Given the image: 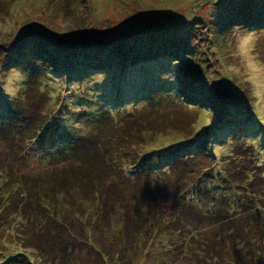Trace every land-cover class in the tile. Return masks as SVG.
<instances>
[{
    "label": "rangeland",
    "instance_id": "obj_1",
    "mask_svg": "<svg viewBox=\"0 0 264 264\" xmlns=\"http://www.w3.org/2000/svg\"><path fill=\"white\" fill-rule=\"evenodd\" d=\"M0 11V124L10 119V107L19 118L23 113L25 120L44 113L41 117L46 121L42 130L20 146L24 160L17 167L30 179L37 178V184H43L50 195L43 199L27 188L23 203L28 206L20 212L40 213L38 207L41 212H48L45 217H37L45 226L44 235L35 236L36 242L30 237L31 246L24 245L17 235L27 224L17 209H8L5 220L0 217V263L16 256L18 259L29 257L34 264H103V252L109 255V264H170L175 257L180 264H197L199 257L194 261L197 250L184 252L170 245L171 233L152 228L136 235L127 230L124 227L129 219L126 196L137 191L132 182L134 185L138 179L144 182L141 184L143 198H149L152 192L145 181L156 175L162 178L169 172L170 164L157 166L156 162L149 161V152L167 143L175 144L190 132L193 138L204 126L205 131L211 129L213 114L217 116L218 112L215 113L217 109L205 111L210 97H215L213 102L217 106L223 102L240 107L241 120L247 123L241 126L247 129L243 136L261 156L257 162L248 149L245 152L250 157L240 160L230 150V140L219 141L222 138L214 134L209 147L215 164L230 170L245 167L248 174L264 170V71L257 67L264 65V29L249 28V25L264 26V0H0ZM28 37L39 40L34 41L37 46L32 45V49L51 50L48 56L51 59L70 57L71 66L82 63L78 56H87L96 63L94 51L102 46L105 49L98 58L108 59L113 70L92 77L88 73L81 79L72 74L68 78L60 77L53 72L52 80L43 82L38 71V78L35 74L28 75L29 69L37 70L38 65L28 60L24 64L15 61L19 52L12 49ZM161 38L167 45L169 40H177L186 47L172 62L180 77H185L186 82L191 79L199 86L198 93L203 94L199 100L204 107H192L182 95H172L166 90L171 66L163 59L143 63L134 70L126 69L132 63L129 56L144 47L151 49L163 44L158 42ZM176 47L181 49L179 45ZM9 60L14 65L8 67ZM52 62V66L60 67L58 61ZM144 69L151 72V78L144 75ZM65 74L68 76V72ZM158 98L160 102L147 103ZM99 111L101 116L95 121ZM181 116L182 120H178ZM69 136H74L69 145L74 151L60 152ZM96 140L107 146L106 162L110 156L117 158L111 167L135 164L140 157L135 151L145 155L135 172L128 175L130 182L123 185L116 178L115 183L108 184L112 188L102 193L100 203L98 195L89 200L54 195L51 184L43 183L44 178L56 175L62 166L98 154ZM121 155L125 156L123 161ZM145 161L153 163L152 170ZM219 171L213 169L212 173ZM25 188L21 187L24 191ZM242 188L235 201L238 202L239 196L246 199L241 203L246 208L251 206L246 213L253 212L255 206L264 212V193L247 199L242 195L245 192ZM109 191L116 199L108 197ZM131 218L141 220L134 214ZM182 234L185 235L184 231L177 230L172 235ZM206 238L212 239L211 234ZM194 239L204 241L203 237ZM23 240L28 242L27 238ZM168 247L177 252L170 251L167 257L164 250Z\"/></svg>",
    "mask_w": 264,
    "mask_h": 264
},
{
    "label": "trees",
    "instance_id": "obj_2",
    "mask_svg": "<svg viewBox=\"0 0 264 264\" xmlns=\"http://www.w3.org/2000/svg\"><path fill=\"white\" fill-rule=\"evenodd\" d=\"M249 26L250 29L254 27L264 29V26L261 25ZM36 36L39 38L38 35ZM30 37L24 42L18 41L17 45L19 44V47L13 48L12 51L19 53L16 57L12 54L11 59L15 57L16 63L20 64H24L28 60L29 63L38 65L39 68L37 70L30 68L28 75L35 74L34 77L38 78L36 74L38 71L39 78H43V82L51 81L50 74H53V72L57 73L60 77L65 76L68 78L72 74L74 77L81 79V77L86 76L88 73H91L92 77L95 74H106L113 70L109 66L110 64L107 63L108 59L102 61L98 58L102 57L100 56V54L102 55L101 50L105 49L101 48L102 46L99 50L94 51L96 55H93V57L96 63L89 61L87 56H78L82 63L76 66L73 63L72 65L74 66H71L70 57L59 56L56 59H51L50 57L48 58L51 50L47 48H44V50L32 49V45L36 44L34 41L38 39H30ZM161 40L163 38L158 42L163 44L156 45L155 47L151 46V49L144 47L141 51H138L131 57L129 56L132 63L127 64L126 69L134 70L139 68V65L143 63L146 64L156 59H163L166 61L165 63H169L171 66L170 84L166 86V90L172 95H182L192 107L203 106V101L199 100V97L202 98L203 96V94L198 93L199 86L195 84L196 82H191V79L186 78V82L185 77H180L172 62L177 59V55L184 53L186 47L180 45L177 40H169L168 45ZM152 42L155 41L151 40ZM176 45H179L181 49H178ZM36 46L35 48H37ZM89 50L90 48L84 52ZM174 54L176 57H174ZM9 55H11V52H9ZM50 60L54 62L58 61L57 64L60 67L52 66L53 62ZM97 63L100 65H95ZM7 65L8 67L14 65L13 61L9 60ZM93 68L95 69L92 70ZM143 71L145 76L152 77L150 71V73L145 69ZM65 72H68V76H66ZM48 96L50 99L53 98L50 94ZM214 98L210 97L212 100H206L208 104L210 103L207 105V108L203 106L205 111L217 109L215 113L218 112L217 116L213 114V124L211 125V129L208 128L210 129L209 131H207L208 129L205 131L204 126V130L193 138V132H190V134L188 133L189 135H182L181 137L183 138L178 140L179 142L158 146L147 154L150 155L149 161L156 162L157 166L170 164L169 172L167 170V174L162 178L156 175L153 179L150 178L145 181L146 187L151 188L150 192H152L151 196L146 199L143 198L145 196L142 195L141 191V184L144 183L143 180L138 181L137 179L134 185L132 182V186L137 191L132 194H129L130 192L127 193L125 208L129 219H126L124 227H127V230L133 231L136 235L141 230L151 231L152 228L156 229L157 232L171 233L170 245H174L184 252L197 250V253H194V261L199 257L196 260L198 261V263L196 262L197 264H264V212L255 206L252 208L253 212L247 214L251 206L246 208L241 204L246 199L239 196L238 202L235 201V197L241 187H243V190L245 189L242 195L244 194L243 197L245 198L248 197L247 199L256 194L262 195L264 193V183H261V180L264 179V175H262L264 174V170H261V173L258 174H248V171H245V167H240L238 170H230L227 167L220 168L215 164V158L210 153V140L214 134H216V137L220 136L222 138L219 141H222L223 138H228L230 140V150L240 160L245 158V156H249L245 152H248V149L255 156L257 162H260L258 157L260 154L258 149L243 136V132L247 129L241 126L247 125V123L246 120L243 122L241 120L240 107L233 104L226 105L223 102H221L220 106H217L216 101L213 102ZM155 102H160V98L155 101L149 100L147 103ZM2 103L4 102L2 101ZM9 112L10 119L0 124V133L2 135L0 136V142L3 141L2 146L0 145V217L3 216L5 220V213L8 209L15 211L17 209L21 220L27 223L26 227L22 226L20 228L17 235L22 239L24 245L31 246L30 241H32V238L30 237L33 236L36 242L35 236L42 237L44 235L43 229H45V226L40 223L37 217L39 215L45 217L48 212H41L40 207H38L37 212L41 214H32L30 211L23 210V215L20 212L22 208L28 206L27 203H23L27 188H30L35 195L42 196L41 198L43 199L50 195L43 184H37L35 181L37 178L30 179L26 173L17 167V163L24 160L23 148L21 149L20 146L22 143L26 144L38 131L42 130L41 128L44 127L46 118L41 117L44 114L42 113L34 118L28 116L29 120H25L23 113L19 114L21 116L19 118L11 107ZM99 113L100 111L96 113L95 121L101 116ZM177 119L182 120V116L180 119ZM2 131H4L3 134ZM73 137L69 136L70 141L66 137L62 150H59L60 152L68 150L70 153V151H74V149L69 148L70 143L74 139ZM112 137L115 138L116 136ZM17 139L20 140V143ZM59 143L61 144L60 139ZM96 146L98 154L87 158V160L81 158L78 163L71 162L66 166H62L57 173L54 172L56 175L52 174L49 176L50 178L45 177L43 183L49 182L51 184L50 190L54 192V195L60 194L64 198L70 196L73 199L74 197H79L78 200L96 199L98 195L101 198L100 200L97 198L100 203V201H103L102 193L112 188L108 184L115 183L116 178L121 179L120 184L123 185L126 182H130L128 175L135 172V167L138 166L140 160L145 156H142L139 151H135L136 156H140L137 158L138 160L135 164H129V167L124 165L121 168L118 166L111 167V163H115L117 158L110 156L109 161L106 162L109 157L107 146L104 145L103 141L99 140H96ZM78 153L80 152L78 151ZM136 156L134 155L133 157L136 158ZM123 158L125 156L121 155V161H123ZM150 164L153 163L149 162L145 165H149L147 168L152 170ZM217 168L220 169L219 173H212L213 169L216 171ZM162 185L163 187H161ZM21 187H26L25 191ZM107 194L108 197L116 199V196L112 192L109 191ZM247 194L249 196H246ZM119 204L122 205V203ZM244 213L247 214L245 218L242 216ZM132 214L140 216L141 220L132 219ZM152 218L153 220L151 221ZM177 230L184 231L185 235L173 236L172 234L177 233ZM209 233L212 239L207 241L206 236ZM187 236H189L188 239H186ZM195 237H203L204 241H196ZM26 238L28 240L27 243L23 240ZM170 251L177 252L168 247V249L164 250L167 257ZM101 254L104 259L103 264L105 262L109 264V255L103 252ZM111 262H113L112 259ZM191 263L194 264V262ZM0 264L34 263L29 257L18 259L15 256L5 258ZM170 264H180V260L175 257L171 260Z\"/></svg>",
    "mask_w": 264,
    "mask_h": 264
},
{
    "label": "clouds",
    "instance_id": "obj_3",
    "mask_svg": "<svg viewBox=\"0 0 264 264\" xmlns=\"http://www.w3.org/2000/svg\"><path fill=\"white\" fill-rule=\"evenodd\" d=\"M257 67L261 70V71H264V65H257ZM14 95V93H13Z\"/></svg>",
    "mask_w": 264,
    "mask_h": 264
}]
</instances>
